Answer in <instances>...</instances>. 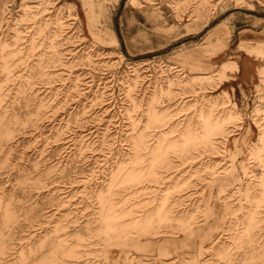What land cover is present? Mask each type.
Here are the masks:
<instances>
[{
  "label": "rangeland",
  "instance_id": "rangeland-1",
  "mask_svg": "<svg viewBox=\"0 0 264 264\" xmlns=\"http://www.w3.org/2000/svg\"><path fill=\"white\" fill-rule=\"evenodd\" d=\"M263 49L264 0H0V264H264Z\"/></svg>",
  "mask_w": 264,
  "mask_h": 264
},
{
  "label": "bare ground",
  "instance_id": "bare-ground-1",
  "mask_svg": "<svg viewBox=\"0 0 264 264\" xmlns=\"http://www.w3.org/2000/svg\"><path fill=\"white\" fill-rule=\"evenodd\" d=\"M130 2H131V4L136 5L137 0H130ZM205 124H206L208 130H210V131H212V129H214L216 127V125L211 124L209 121H206ZM261 138L262 139L264 138V129H263V134H262ZM262 139H261V142L264 143V140H262Z\"/></svg>",
  "mask_w": 264,
  "mask_h": 264
},
{
  "label": "crops",
  "instance_id": "crops-1",
  "mask_svg": "<svg viewBox=\"0 0 264 264\" xmlns=\"http://www.w3.org/2000/svg\"><path fill=\"white\" fill-rule=\"evenodd\" d=\"M262 51L264 52V49Z\"/></svg>",
  "mask_w": 264,
  "mask_h": 264
}]
</instances>
